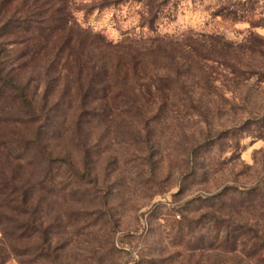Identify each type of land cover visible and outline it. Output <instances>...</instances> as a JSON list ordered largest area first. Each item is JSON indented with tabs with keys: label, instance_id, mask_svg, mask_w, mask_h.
Instances as JSON below:
<instances>
[{
	"label": "rangeland",
	"instance_id": "obj_1",
	"mask_svg": "<svg viewBox=\"0 0 264 264\" xmlns=\"http://www.w3.org/2000/svg\"><path fill=\"white\" fill-rule=\"evenodd\" d=\"M65 1L93 40L104 99L80 117L85 71L43 78L36 58L19 74L35 106L45 94L59 103L46 146L78 173L53 164L45 185L30 190L36 227L26 239L0 229L4 264H210L212 215L251 222L224 205L231 186L264 187V0ZM231 4L234 18L218 12ZM209 35L223 42L210 44ZM128 45L138 50L137 71L119 57ZM152 80L167 99L141 93ZM37 171L31 163L18 173L32 184ZM11 225L0 215V228ZM42 245L50 248L40 254Z\"/></svg>",
	"mask_w": 264,
	"mask_h": 264
},
{
	"label": "trees",
	"instance_id": "obj_2",
	"mask_svg": "<svg viewBox=\"0 0 264 264\" xmlns=\"http://www.w3.org/2000/svg\"><path fill=\"white\" fill-rule=\"evenodd\" d=\"M105 1L114 4L124 0ZM224 9L218 12L222 14L225 11L224 15L233 18L236 16L232 4L224 6ZM73 21L65 0H18V5H13L11 0H0V215L11 219L12 223L11 227L0 229L15 239H26L32 235L36 225L35 219L28 215V211L29 214L32 212L28 206V195L32 188L45 185L53 164L66 163L78 173L65 158L52 156L46 146L45 136L54 119L50 114L57 111L59 103L45 94L42 104L35 106L28 92L30 80L20 81L19 74L30 70L36 58L40 61L43 78L49 77L58 68L60 72L85 71L83 87L87 92L81 88L83 92L80 93L79 101L83 111L80 117L92 115L91 110L84 109L89 108L87 104L104 99L98 94L100 88L95 80L98 71L92 62V50L86 43L90 36L82 33ZM206 39L210 44L223 42L220 35H209ZM11 44L17 47L12 49L9 47ZM98 44L96 41L94 49H97ZM192 44V49L196 51V43ZM118 53L120 58L126 57V65L137 71V49L131 48V45L123 46L118 49ZM155 83V80L146 82L143 84L144 90L142 86L139 91H144L147 99L155 96L161 100L167 99L168 94H164ZM120 95L124 96L128 104L137 106L135 94L124 88ZM103 106L107 108L106 101H103ZM23 128L27 131L24 132ZM31 163L37 167L38 176L36 182L29 184L18 172L21 167ZM231 187V195L226 198L228 204L224 205H229L236 213L249 214L251 222L231 215H212L208 220L210 225L206 226L210 232L206 238L210 264H264V187L257 184L245 189ZM222 190L218 196L225 191L227 193L225 188ZM196 226H189L192 236L197 231ZM49 248L42 245L40 254ZM0 258L3 259L0 264H4L7 257L0 255ZM52 259L55 261L56 256Z\"/></svg>",
	"mask_w": 264,
	"mask_h": 264
}]
</instances>
